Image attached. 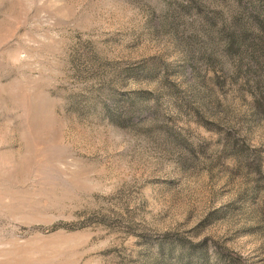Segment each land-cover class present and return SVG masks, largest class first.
<instances>
[{
  "label": "rangeland",
  "instance_id": "rangeland-1",
  "mask_svg": "<svg viewBox=\"0 0 264 264\" xmlns=\"http://www.w3.org/2000/svg\"><path fill=\"white\" fill-rule=\"evenodd\" d=\"M0 264H264V0H0Z\"/></svg>",
  "mask_w": 264,
  "mask_h": 264
},
{
  "label": "trees",
  "instance_id": "trees-1",
  "mask_svg": "<svg viewBox=\"0 0 264 264\" xmlns=\"http://www.w3.org/2000/svg\"><path fill=\"white\" fill-rule=\"evenodd\" d=\"M231 41L235 42L236 41V36H233V39Z\"/></svg>",
  "mask_w": 264,
  "mask_h": 264
}]
</instances>
